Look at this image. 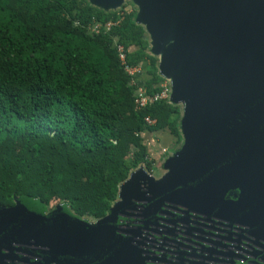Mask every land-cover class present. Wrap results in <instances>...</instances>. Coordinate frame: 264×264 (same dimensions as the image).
<instances>
[{
	"label": "trees",
	"instance_id": "1",
	"mask_svg": "<svg viewBox=\"0 0 264 264\" xmlns=\"http://www.w3.org/2000/svg\"><path fill=\"white\" fill-rule=\"evenodd\" d=\"M135 16L124 1L104 9L90 0H0V205L28 196L97 219L132 170L152 168L146 133L180 142L179 103L135 108L115 43L142 67L148 93L164 78Z\"/></svg>",
	"mask_w": 264,
	"mask_h": 264
},
{
	"label": "water",
	"instance_id": "2",
	"mask_svg": "<svg viewBox=\"0 0 264 264\" xmlns=\"http://www.w3.org/2000/svg\"><path fill=\"white\" fill-rule=\"evenodd\" d=\"M90 1L112 9L124 0ZM132 2L158 70L170 80V101L181 104V146L158 178L132 170L95 220L28 196L0 205V252L19 243L32 245L40 264H134L117 234L125 215L147 222L170 207L233 217L238 204L225 191L264 164V0Z\"/></svg>",
	"mask_w": 264,
	"mask_h": 264
},
{
	"label": "flooded vegetation",
	"instance_id": "3",
	"mask_svg": "<svg viewBox=\"0 0 264 264\" xmlns=\"http://www.w3.org/2000/svg\"><path fill=\"white\" fill-rule=\"evenodd\" d=\"M224 198L238 204L235 216L166 207L147 222L125 215L117 234L127 242L134 264H264V164L241 174ZM31 248L15 243L2 249L0 264H40Z\"/></svg>",
	"mask_w": 264,
	"mask_h": 264
},
{
	"label": "built area",
	"instance_id": "4",
	"mask_svg": "<svg viewBox=\"0 0 264 264\" xmlns=\"http://www.w3.org/2000/svg\"><path fill=\"white\" fill-rule=\"evenodd\" d=\"M109 24L110 22H108L106 26ZM99 26V23L93 22L89 26V29L92 32H97L99 30ZM115 49L120 65L130 78L129 83L134 85L133 101L135 108L143 107L150 102L158 101L160 99H166L170 101L171 86L170 80L168 78L164 77L162 79V81L159 83L160 89L158 91L154 93H148L140 81V76L143 73L142 67L138 64H130L127 61L126 50L121 43H115ZM145 121L147 123H153L154 119L149 116H145Z\"/></svg>",
	"mask_w": 264,
	"mask_h": 264
},
{
	"label": "rangeland",
	"instance_id": "5",
	"mask_svg": "<svg viewBox=\"0 0 264 264\" xmlns=\"http://www.w3.org/2000/svg\"><path fill=\"white\" fill-rule=\"evenodd\" d=\"M124 2H126V6L128 10L131 7L137 10V6L132 2V0H124ZM157 133L160 136L155 137L153 135H150V134H155V131L146 133L145 135L146 136L145 141L148 143V148L151 149L150 150L151 152L150 160L152 161V168L146 171L149 172L155 178L162 176L166 172L167 167L164 166V160L166 159L168 155H170L173 152L172 151L173 148L171 147L170 149L167 148L168 146L167 144H170L172 142V140H169L170 139L169 137L166 138L165 140L166 142H164V144H160L161 141H159L160 138L162 140V138H165V136H168V135H166L165 133H161L160 131L159 132L157 131ZM182 141L183 139H181L180 142H176V144H172V147L174 146V149H178L181 146Z\"/></svg>",
	"mask_w": 264,
	"mask_h": 264
},
{
	"label": "crops",
	"instance_id": "6",
	"mask_svg": "<svg viewBox=\"0 0 264 264\" xmlns=\"http://www.w3.org/2000/svg\"><path fill=\"white\" fill-rule=\"evenodd\" d=\"M159 132V131H158ZM161 133H165L166 135H168V136H165V138H162V140H161V138L159 139V141H161V143L160 144H164V142H166L165 140H166V138L167 137H169L170 139L169 140H172V142L170 143V144H167L168 146H167V148L168 149H170V147L171 148H173L172 147V144H174V141H175V138L172 136V135H170L168 132H166V131H160ZM150 135H153V136H155V137H158V136H160V135H158V133H157V131H155V134H150ZM146 137V136H145ZM169 140H168V142H169ZM144 141H145V138H144ZM148 144V143H147ZM150 148H148V145H147V151L149 152V156H151V152H150ZM173 151V150H172Z\"/></svg>",
	"mask_w": 264,
	"mask_h": 264
}]
</instances>
